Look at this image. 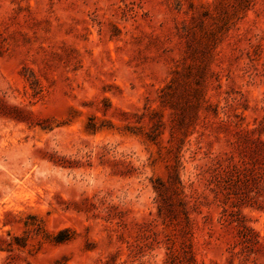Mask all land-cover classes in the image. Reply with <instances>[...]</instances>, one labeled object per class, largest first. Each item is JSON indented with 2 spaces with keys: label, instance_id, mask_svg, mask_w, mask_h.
Returning a JSON list of instances; mask_svg holds the SVG:
<instances>
[{
  "label": "rangeland",
  "instance_id": "rangeland-1",
  "mask_svg": "<svg viewBox=\"0 0 264 264\" xmlns=\"http://www.w3.org/2000/svg\"><path fill=\"white\" fill-rule=\"evenodd\" d=\"M0 264H264V0H0Z\"/></svg>",
  "mask_w": 264,
  "mask_h": 264
}]
</instances>
